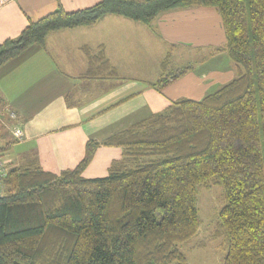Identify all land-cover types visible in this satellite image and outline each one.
<instances>
[{
    "label": "trees",
    "instance_id": "obj_1",
    "mask_svg": "<svg viewBox=\"0 0 264 264\" xmlns=\"http://www.w3.org/2000/svg\"><path fill=\"white\" fill-rule=\"evenodd\" d=\"M200 6L220 16L226 42L215 51L229 57L232 79L198 101L177 99L102 141L88 139L73 169L7 164L0 264H188L178 245L199 227L197 187L214 183L224 199L222 264H264V0H101L75 12L58 3L0 44V67L43 45L49 32L92 26L107 14L149 25L163 12ZM95 63L116 76L99 49L86 78ZM165 68L157 90L189 69L163 78ZM100 146L119 148L122 159L104 177H83Z\"/></svg>",
    "mask_w": 264,
    "mask_h": 264
},
{
    "label": "crops",
    "instance_id": "obj_2",
    "mask_svg": "<svg viewBox=\"0 0 264 264\" xmlns=\"http://www.w3.org/2000/svg\"><path fill=\"white\" fill-rule=\"evenodd\" d=\"M100 1L0 0V44L53 12L58 3L75 12ZM225 42L219 14L201 6L163 12L149 25L107 14L92 26L49 32L43 45H30L0 67V146H21L15 152L9 145L4 159L10 165L35 163L29 157L36 152L40 164L54 166V172L73 169L88 139L102 141L177 99L198 101L229 82L233 64L225 52L215 51ZM99 49L115 77L98 71V63L95 76L85 77L89 55ZM174 49L179 57L181 51L195 58L206 55L196 71L157 90L152 84ZM7 110L15 113L14 119ZM14 127L23 131L21 141L14 138ZM121 155L119 148L98 147L83 177L93 178L85 176L87 171L106 173Z\"/></svg>",
    "mask_w": 264,
    "mask_h": 264
},
{
    "label": "rangeland",
    "instance_id": "obj_3",
    "mask_svg": "<svg viewBox=\"0 0 264 264\" xmlns=\"http://www.w3.org/2000/svg\"><path fill=\"white\" fill-rule=\"evenodd\" d=\"M205 55L206 54H202V53L197 54V57L195 58L192 57V54H186L185 51H181L179 57L178 50L174 49L171 54L172 59H170L169 63L166 64V68L163 71L162 77L169 78L170 76L181 70L182 68H186V67L189 68L188 72L196 71L201 64V63L199 64L198 61L199 58L202 56L205 57ZM12 145L15 148V152H18L21 146H18L16 142H12ZM30 154L32 156L29 157V161L35 162L38 166H40L45 170H49V171L55 170L54 166L52 165H41L40 155L39 157L36 156V152H31ZM121 159H122V155L119 160ZM15 164L16 163L14 162L13 166ZM94 173H95L94 171H87L85 173V176L93 177V178L104 177L109 173V169L106 173L104 172L102 174H100V172L98 174H94ZM223 205H224L223 190L219 184L214 183L209 188H205L202 186L197 187V214L199 218V227L197 233L192 238L178 245L179 250L185 255L188 264H222L223 263L224 257L226 255V248H225L224 237L222 236V233L219 230V226H218V213Z\"/></svg>",
    "mask_w": 264,
    "mask_h": 264
},
{
    "label": "built area",
    "instance_id": "obj_4",
    "mask_svg": "<svg viewBox=\"0 0 264 264\" xmlns=\"http://www.w3.org/2000/svg\"><path fill=\"white\" fill-rule=\"evenodd\" d=\"M7 115L10 119L15 118L14 112L7 111ZM0 116H1V113H0ZM12 134L17 141H21L23 139V131L18 127H14L12 129ZM7 164H8V161L0 156V177L1 178L5 176Z\"/></svg>",
    "mask_w": 264,
    "mask_h": 264
}]
</instances>
